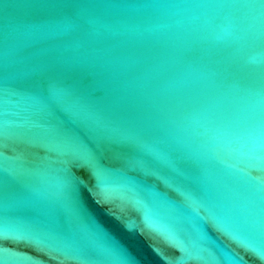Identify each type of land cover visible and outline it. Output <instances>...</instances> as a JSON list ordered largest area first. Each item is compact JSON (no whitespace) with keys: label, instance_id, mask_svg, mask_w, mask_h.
I'll return each instance as SVG.
<instances>
[{"label":"water","instance_id":"95a60500","mask_svg":"<svg viewBox=\"0 0 264 264\" xmlns=\"http://www.w3.org/2000/svg\"><path fill=\"white\" fill-rule=\"evenodd\" d=\"M4 2L36 7L0 5V264L264 259V0ZM49 62L81 108L25 86Z\"/></svg>","mask_w":264,"mask_h":264},{"label":"snow or ice","instance_id":"6c2138e0","mask_svg":"<svg viewBox=\"0 0 264 264\" xmlns=\"http://www.w3.org/2000/svg\"><path fill=\"white\" fill-rule=\"evenodd\" d=\"M0 5H2L3 9L5 10H7L9 7H36V5L30 4H9L4 2V0H0ZM25 86L28 87V89L36 96H38L47 107L56 109L59 106L64 105L66 106V110L69 112H73L81 108L82 102L87 96L90 95V89L88 88V78L83 75L77 65L70 62H49L39 65L33 73L29 74L25 78ZM135 147V144H129L126 146L125 150L132 152L135 150ZM97 163L98 165L104 164L103 160H99ZM72 171L76 185V197L79 203L80 193L84 190L91 191L99 196L96 176L89 163L85 162L79 164V166H74ZM148 179L152 180L154 177L149 176ZM157 183L158 186L163 187L159 181ZM169 194L175 195V193ZM22 244L23 242L18 245L13 244L9 240H0V245L7 247H20ZM23 250L35 252L34 250L28 248H24ZM236 251L240 256V264H264V259L254 256L244 251L242 248H238ZM129 264H134L133 259L129 261Z\"/></svg>","mask_w":264,"mask_h":264}]
</instances>
